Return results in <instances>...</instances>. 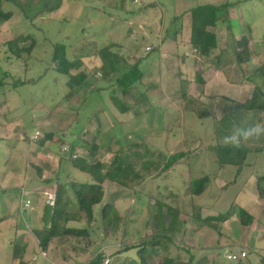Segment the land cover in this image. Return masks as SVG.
<instances>
[{"label":"rangeland","instance_id":"1","mask_svg":"<svg viewBox=\"0 0 264 264\" xmlns=\"http://www.w3.org/2000/svg\"><path fill=\"white\" fill-rule=\"evenodd\" d=\"M17 1L25 6L31 5L27 10L30 20L26 19L14 4L3 3V10L13 12V16L8 21H0V264H14L12 258L22 255V248H20L22 233V237L26 236V242L35 244L32 230L44 227L42 216L44 207L47 205L45 193L47 189H50L49 186H53L44 184V175L46 174L54 181L58 175L55 173L58 159L70 158L72 141H80L77 143L79 149L73 156L84 158L91 164L98 161L105 167V171L112 164V155L126 146L127 151L114 157L119 158L121 162L134 165L135 168L139 165V161L142 162L143 170L146 167L149 168L145 173L143 172L144 175L147 172H151L153 176L162 174L160 178L151 182L153 185L151 188L137 189V177L133 179L131 188L123 190L119 188V191L107 188L104 203H113L122 196L119 199L118 210L125 217L137 213L130 210L133 209L131 204L134 200L135 209L138 208V215H140L138 217L139 231L143 228H152V213H156L157 210V207L151 208L154 204L169 208L166 212L170 214L172 209L180 219V224L175 226V231L182 230V218H186V214L191 215L192 212L189 205L191 196L188 192V179L190 178L195 185V181L205 176H210L213 181L218 167V157L212 149L216 139L210 111H207L206 105L196 103L193 96L196 91L189 87V79L199 84L193 79L191 72L194 69L186 68L188 73H183L182 77V61L176 57L183 56V52H180L182 46L175 53L166 52L168 56L160 68L157 63H153L158 52L153 51L147 54L145 48L153 45L152 36L155 35L154 37L158 40L163 38L166 32L170 38L177 36L178 39H185L187 34L184 30L188 26L186 27V22L182 21V12L192 6H206L204 5L207 4L204 3L206 1L187 0L188 2L184 1V3L183 0ZM53 7L55 9L49 12L48 10ZM220 13L225 16L226 8L220 10ZM234 13L235 18L243 17L244 23L251 27L255 38L258 36L257 41H259V37L264 34V0H247L246 2L244 0L242 5L235 7ZM232 22L234 26L238 21ZM180 30L181 32H178ZM17 37L25 38L24 41H19L18 47H31L30 52L16 55L12 50H8L7 43ZM220 39L222 40L223 37ZM262 41L263 38L259 43ZM109 45L112 46L110 53L117 54L121 57V61L127 58L129 63L136 60L142 62L136 67V71L143 76L141 85H147L145 93L141 92L147 102L139 101L141 107L129 103L130 99L126 98V94H122L127 81L119 82L117 85L116 83L109 85L105 81L102 57L110 53L106 51L102 55L100 51ZM55 47L63 48L65 58L69 61L80 59L82 65L78 70L72 69L71 74L87 75L83 85L74 86L72 93L66 86L68 77L56 72L52 64ZM148 48L147 50H150L151 47ZM59 52L62 53L61 50ZM128 67V64L120 62L119 72L115 77L122 76ZM112 92L120 93L118 94L120 101L124 99L125 104L133 105V110L117 118L116 114L123 111L120 110L119 105L117 106L109 99ZM129 93L136 97V92L130 90ZM151 93L154 98L150 97ZM106 106L108 111H105L106 114L103 113V118L100 119L105 123L103 129L91 127V130L85 128V132L83 129L80 130L83 123L82 116L87 114L86 111H91V116L99 108H106ZM144 108L148 110L143 111ZM136 118H144L149 128L146 127V129L152 136L144 138L145 141L137 143V146L132 148L128 142L132 144L134 139L128 137L133 135L135 138L136 133L140 135L146 131L144 125L140 126L138 132L131 126V120ZM125 121L129 123H124ZM223 122L227 125L229 119L225 118ZM92 123L94 122L91 118ZM48 134H51L49 141H43ZM88 134L91 136L88 137ZM94 136L98 137L102 150L99 155L96 153L97 158L91 159L87 151L92 146L90 142ZM111 137H116L117 142H113ZM261 138L264 139V137ZM86 139L89 142H85ZM82 148L83 150H80ZM182 152L187 153V158L183 160V164L181 163L182 168H177L178 164L175 165V163ZM140 156L144 158V161L139 159ZM61 164L58 177L61 179V184H66L65 189L72 188L69 182L78 184L89 182L88 176L75 170L69 162L62 161ZM172 164L175 165L174 169L180 170L179 177L170 170L169 166ZM63 165L67 166L66 169ZM167 168L170 170L169 176L174 182V187H171L173 184L171 182V185L164 188L160 186L157 191V185L164 179L163 174ZM122 170L126 168L123 166ZM116 184L120 187L118 183ZM168 187L172 189V192H167ZM212 187L211 185L202 196L195 197L193 204L212 206L214 201ZM225 196L227 194L223 195V199ZM139 197L142 200L140 199L137 204L136 200ZM145 202L148 203V207L143 209ZM223 202L225 203L222 200L219 204L221 211L226 210L222 207ZM73 205L71 208L75 210L77 204ZM102 206L98 205L94 208L97 219ZM23 210L28 213L23 215ZM166 212L164 210L165 225L159 228L163 234L167 232L171 222ZM72 226L88 228L85 223H75ZM93 227L96 228L94 225ZM97 227L100 230L98 228L92 232L94 236L86 240L81 239L78 242L70 240L61 243L56 240L52 250L50 248L47 252L48 259L45 258L48 260L47 264L49 261L58 264H77V262L88 264L100 254L104 256L101 264H104L105 260H108V264L140 263L138 246L148 240L143 230L139 232L140 237L136 240L128 237V234L125 235L124 232L121 235V231L118 232V230L106 233L104 236V224L101 221ZM128 228L129 225L126 224L122 229L129 232ZM99 231L103 233V238ZM173 242L174 244L167 247L169 254L178 260L182 261V258L186 260L187 254L182 252L186 247L185 243H182V235L174 234ZM34 244L33 255L38 260L32 264H43L45 259L41 258L42 250L37 249ZM133 244L135 249H130ZM127 246L129 250L125 251L123 248ZM164 254L160 248H148L143 252V256L150 264H158ZM28 256V262L32 261V254L31 257ZM238 262L231 261L233 264Z\"/></svg>","mask_w":264,"mask_h":264},{"label":"crops","instance_id":"2","mask_svg":"<svg viewBox=\"0 0 264 264\" xmlns=\"http://www.w3.org/2000/svg\"><path fill=\"white\" fill-rule=\"evenodd\" d=\"M184 1L188 2L187 0H183V3ZM204 1H206L204 3H207L204 5L216 6V7H220L223 5L227 6L226 8L227 14L225 15L226 21H219L216 23L214 27L208 28V31L211 34H213L216 39V47L212 50L209 56L202 57L199 54L198 50L195 49L190 43L191 14L189 13V11L197 6H192L188 10L182 12V21L186 22L185 23L186 27L188 26V28L184 30L185 33L187 34L185 36V39L182 40L178 39L177 36H175L174 38H170L168 37L167 32L164 34L163 38H159L158 40L154 37L155 35L154 36L151 35L152 36L151 38H153L154 40L153 45L147 46L145 49L148 52L147 54H150L153 51L158 52V56L156 55V57L153 60V63L154 64L157 63V65L160 68V65L164 63V61H166V57L168 56L169 51L175 53V51L177 52V49H180V46H182L180 52H183V56H178V55L176 56L177 59L182 61V71H183L182 77H183V73L185 72L188 73V71H186V68H191V70L194 69V71L191 73L193 75L194 81L199 82V84H196L195 82H192L191 79H189L190 80L189 87L195 89L196 91L195 95H193L194 99L196 100V103L200 102L202 106L206 105L207 111H210L212 129L214 131V135H215L214 137L216 139L215 141L216 144L214 143L215 146H212V149L215 153L216 152L215 149L219 146H231V145H224L223 138L225 136L231 135L235 130L236 126L248 127L255 125L256 123L264 125V36H263L264 34H262V36L259 37V41H257L258 36L257 38H255L251 27H248V24L244 23L243 17H241V19L237 17L235 18V13H234L235 7H238L239 4L242 5L244 3V0H222V1L204 0ZM246 1L247 0H245V2ZM234 20L238 22L236 25L233 26L232 21ZM178 32H181V30ZM220 37L221 38L223 37V39L221 40ZM262 38H263L262 43H259L261 42ZM156 41L157 43L155 44ZM148 47H151L150 50H147ZM242 50H244L243 53L237 55V53ZM166 52L168 53L167 55L165 54ZM171 57H173V55ZM125 62L128 65H133L137 63L138 66L141 65L142 63L139 60H136L133 63H129L130 61L127 58H125ZM191 62L193 65L191 64ZM206 73L207 76H205ZM142 78L143 76L141 73L140 78L132 85L134 87L131 86L129 90L125 93L126 98L130 99V101L128 100L127 101L129 103L136 105L137 107L138 106L141 107V103H140L141 101L144 103L147 102L144 96H142L143 93H141L142 91L143 92L145 91V88L147 86L145 84L141 85L143 80ZM105 81L109 85H113V84L115 85L116 77H110ZM130 90L136 92L135 94L136 97L131 96V94L129 93ZM146 93H148V91H146ZM253 93L257 94L259 97L257 101L254 103V108L252 107L250 109L247 106L250 105L249 103ZM118 94L120 93L112 92L111 95L109 96V99H111V101L117 106L119 105L120 110L123 111L116 114L117 118L122 117L123 115H127L126 113H129L130 110H133L132 109L133 105L125 104L124 99L120 101V99L118 98ZM150 97L154 98L152 93L150 94ZM206 108H204V110H206ZM147 110L148 109L144 108L143 111H147ZM105 111H108L107 106L106 108L105 107L99 108L91 116H90L91 111H86L87 114H83L84 116H82L83 123H81L82 128H80V130L83 129L85 132V128L91 130V127L96 129H103L105 127V123L100 119L103 118L102 116L103 113L104 115L106 114ZM91 118L94 122L92 124H91ZM225 118L229 119L227 125L223 122ZM111 119L112 118L110 117V120ZM125 120L130 121V119H125ZM124 123H129V122L125 121ZM130 123L136 132L140 130V126L144 125L145 129L147 127L144 118L132 119ZM112 127L114 128L115 126ZM148 129H146V131L142 132L140 135L136 133L135 138L133 135H132L133 137L132 136L128 137L129 139L131 138L134 139L133 141L134 143L130 144V142H128L129 145L132 148H134L135 146H137V143L139 144L145 141L144 138L147 137L151 138L152 134L149 133ZM99 135H101V133H99ZM90 136L91 135L88 134V137ZM50 138H46L45 141H49ZM112 138L113 137H111L110 139ZM114 138L112 139V141L117 142V138L116 137ZM97 139L98 137L96 138L94 136L91 139L90 144L96 145L97 147L96 153L99 155L102 148L98 143ZM84 141L89 142L87 141V139ZM78 142L77 141L71 142L72 154L76 153V151L79 149V147L77 146ZM238 148L242 149L244 153V155L239 158L241 162L238 164L236 163V164L221 165L218 161V167L216 168V171L214 173L213 181L210 179V176L209 177L205 176L203 178L198 179V180L202 179L205 183L203 191L200 194L198 195L191 194L190 191L193 181L190 178L188 179L189 182L188 192L189 195L191 196V198L189 199L190 201L189 205L192 212L191 215L189 213L186 214V218H182L183 221L186 220L185 224L188 225L185 226L184 229L180 230L179 232H176L177 235H182V243H185L186 245V247H184V249L182 250V252H186L187 254L186 260H183L182 258L184 262L188 260V256L190 255V257H192V264H233L231 263V261H228L227 256L231 253L236 254L238 252L244 251L246 257L235 264H264V139L262 138L250 139L247 142H242ZM80 150H83V148ZM127 150L128 147L126 146L120 148L112 155L113 156L112 159L114 158L115 155H118L119 153L122 154ZM107 152L110 153L108 150ZM87 155L89 157L88 151H87ZM96 156L97 155H95L94 158H97ZM216 157H218V155ZM136 158H138V155H136ZM186 158H187V153L184 152H182V155L178 156V161L175 163V165L178 164L177 168L178 167L182 168L181 165L184 163L183 160L185 161ZM139 159L144 161V158L142 156H140ZM62 161H67L71 164L69 158L67 159L59 158L55 172L58 175L54 178V181H52V178L47 177V175L44 173L45 174L43 180L44 184L47 186H49V184L53 185V186H49L50 189L46 190L47 194L51 193L55 195L54 190H56L57 183L61 182L60 181L61 179L58 176L62 166L61 164ZM138 164L139 165L136 166V168L134 167L136 172L138 173L137 175L138 178L136 181V184H138L137 189L142 190L145 187L151 188V186H153L151 185L152 184L151 182L154 179L160 178V175L162 176V174H160L159 176H153L151 172H147V174L144 175L143 172L145 173L149 168L146 167L145 170H143L144 166L142 162L140 163L139 161ZM175 165L172 164L169 166V168L170 170L175 172V175L179 177L181 175L179 173L180 170L174 169ZM63 166L65 167L64 169H66L67 166L66 165ZM169 168L165 169V174H163L164 179L161 180L160 183L157 185V191L160 189L159 188L160 186L164 188V186H169L172 184L171 182L173 181L172 179H170L169 176L170 175L169 173L170 170H168ZM135 177L136 176L134 175L132 180L127 181L126 183L124 182L122 184H120L121 182L118 183L120 187H117L116 182H111V181L104 182L102 184V188L104 192V196L102 200L103 204L101 203L99 205L104 206L105 204H111L114 207L120 218V223L122 224L123 222V225L119 224V228H118V232L121 231V235L124 232L125 235L128 234V237L138 240V238L140 237L139 232L143 230L145 232L144 236L145 237L147 236V238L149 239L150 237L156 235L154 220L160 218V225H165L166 215L164 213V210L165 212L169 211V208H165L163 206L158 207L157 204L156 205L154 204L151 208L157 207V210L156 213L155 212L152 213V218L150 215V218L152 219V228L148 226L149 229L143 228L142 230L139 231L138 217L140 215H138V208L135 209L136 205L134 203V200L132 201L131 204L133 209L130 210H134V212L137 213L132 216L126 215L125 217H123L122 213H119L118 210L119 208L118 206L120 204L119 199L122 196H119V199H116L115 201H113V203H108V202L104 203V199L106 196L105 191L107 190V188H109L112 191L115 190L119 191V188H121L122 190L131 188L132 181ZM90 182L91 179L89 178V182L87 183L89 184ZM72 183H76V182H72ZM183 183L184 182L182 181V184ZM211 185L213 186L211 188V191H214V193H212L214 199L212 206H205V205L198 206L195 203L193 204V199L195 197L198 198L202 196L205 192L208 191ZM171 187H174V182L171 185ZM171 190L172 189L171 188L169 189L168 187L167 192L170 193L172 192ZM224 194H227V196H225L223 199ZM190 196H188V198ZM140 199L141 198L139 197L136 200L137 204L140 202ZM222 200L225 201V203L223 202L222 207L226 209L225 211L222 210L223 212L219 208V204ZM147 204L148 203L145 202L142 208L143 209L147 208L148 207ZM182 207H184V204H182ZM159 208L161 209V211H159L160 210ZM70 210L72 211L73 209L71 208ZM171 211L173 210L170 209V212ZM22 212L23 215H25L27 211L23 210ZM132 214L134 213L132 212ZM167 214L169 215L172 221L173 213L171 212L170 214L168 212ZM99 221H100V214L98 219L95 217V222H93L92 226L90 227L91 229L89 228L90 238L94 236V234L92 235V232L98 230L99 227H97V225ZM75 223L76 222H69L67 226L72 228L73 227L72 225ZM81 223L84 222L82 221ZM126 224L129 225L128 228L129 232L122 229L123 226ZM149 224L151 225V223ZM93 225L96 226V228H94ZM99 232L101 237L103 238L104 237L102 235L103 233L101 231ZM22 234H21L22 245L20 247L22 248V255H19L16 258L13 257L12 261L14 262V264H32V262H36L33 261V257H35L33 255L34 243H29L28 241L26 242V236L22 237ZM34 239H35L34 245L37 246L36 248L38 249L39 245L35 236ZM144 239L146 240V238ZM55 244H56V240H53L48 250L50 248L52 250V247H54ZM134 246L135 244H133L130 247H134ZM127 247H124L123 249ZM151 249H158V247H154ZM48 250L45 251L46 257L48 254L47 253ZM122 253H126V252H122ZM31 254L33 257H31ZM28 255H30L32 261L28 262V258H29ZM47 259H45L43 264H47L48 262ZM63 263L66 262L63 261ZM48 264H58V263H52L51 261H49ZM79 264H81V262Z\"/></svg>","mask_w":264,"mask_h":264},{"label":"trees","instance_id":"3","mask_svg":"<svg viewBox=\"0 0 264 264\" xmlns=\"http://www.w3.org/2000/svg\"><path fill=\"white\" fill-rule=\"evenodd\" d=\"M3 3L14 4L20 9L24 17L30 20V17L27 14V10L30 9L31 5L25 6L21 3H18L17 0H0V21H8L13 16V12H5L3 10ZM224 8H227V6L223 5L220 7H214L206 5L200 7L197 6L189 11V13L191 14L190 43L195 49L198 50L199 54L202 57L209 56L212 50L216 47L215 36L208 31V28L214 27L219 21H226L224 20L226 16L220 13V10H224ZM53 9H55V7L50 8L48 11L50 12ZM24 39L25 38L17 37L10 40L7 43L8 50H12L16 55H19L22 52H30L31 47H18L19 41H24ZM111 47V45L104 47L100 52L102 53V55L106 51L110 53ZM57 49L61 50L62 53H60ZM243 51L244 50L238 52L237 55L243 53ZM65 57L66 56L64 55L63 48L55 47L51 60L56 72L68 77L66 86L69 87L70 92L72 93L74 86L78 87L83 85V82L86 80L87 75L84 73L71 74V70H78L82 63L80 59L69 61ZM102 58L103 77L105 79L115 77V75L119 72L118 64L120 62L127 64L125 60L121 61V57L113 53L103 55ZM137 66V63L129 65L127 71L123 73L122 76L119 75V77L116 78V83L127 81L126 87L122 90L124 94L141 76L139 71H136ZM123 85L125 86V84ZM258 97L259 96L257 94L253 93L250 99V105L247 107L250 109L252 107L254 108V103L257 101ZM50 137L51 134L46 135L43 141H45L46 138ZM215 151L218 155V161L221 165L236 163L238 164L241 162L239 158L244 155L242 149L232 146H219L215 149ZM96 152L97 147L95 145H92L88 151L89 157L94 158ZM69 160L75 169L88 175L91 179V182L89 184L69 182V184H72V188L67 189H65L66 184H61L60 182L57 183L54 205H46L44 207L42 216V221L44 224L43 229L35 228L32 230L33 235L38 241L40 250L44 252L48 250L53 240H58V242L61 243L70 240L78 242V240H86L90 238L89 228L92 226L93 222H95L93 209L96 205L102 203L104 196L102 184L104 182H121L120 184H122L123 182L126 183L127 181L132 180L134 175L138 178V173L136 172L133 165L121 162L119 158L117 159V157H114L112 159V166L109 165L106 171L104 170L105 167L98 161H94L91 164L83 158H73V154L70 155ZM123 166L124 168H126V170H122ZM38 172L40 174L39 170ZM195 182L196 185L194 182L191 185L190 192L192 195L200 194L203 191L205 185L202 179ZM74 203H76L77 206L75 207V210L71 211V206ZM178 217L179 216L177 215V213L173 212L172 221L170 222V225L168 226L167 232L165 234L159 231V228L161 227L160 218L154 220L156 235L150 237L147 241H144L138 246L139 249L137 253L140 260L139 264H150L143 256V252L148 248L154 247L160 248L162 252L165 253L158 264H192V257H190V255L188 256V260L184 262L183 260L181 261L177 258L172 257L169 254V250H167V247L169 245L174 244L173 239L174 234H176L175 226L180 224V219ZM82 221L87 225L88 228H70L67 226L69 222L81 223ZM100 221L102 222V224H104V236L106 233H112L115 230L117 231L119 228L120 218L111 204H105L102 207L100 212ZM181 226L182 229H184L185 221L182 220ZM124 250L128 251L129 247L125 248ZM103 257L104 256L101 254L97 255L96 258L92 259L88 264H101L103 261Z\"/></svg>","mask_w":264,"mask_h":264},{"label":"clouds","instance_id":"4","mask_svg":"<svg viewBox=\"0 0 264 264\" xmlns=\"http://www.w3.org/2000/svg\"><path fill=\"white\" fill-rule=\"evenodd\" d=\"M261 137H264V125L256 123L248 127L236 126L231 135L223 138V144L238 148L242 142H247L250 139H259Z\"/></svg>","mask_w":264,"mask_h":264},{"label":"built area","instance_id":"5","mask_svg":"<svg viewBox=\"0 0 264 264\" xmlns=\"http://www.w3.org/2000/svg\"><path fill=\"white\" fill-rule=\"evenodd\" d=\"M149 49V48H148ZM73 158H76L75 155ZM47 195V205L53 206L55 202V195L51 193H45ZM246 257V254L244 251L238 252V253H231L227 256V259L230 261H240L241 259H244ZM41 258H46V253L44 251H41ZM37 257H33V261H37ZM104 264H108V260H105Z\"/></svg>","mask_w":264,"mask_h":264}]
</instances>
